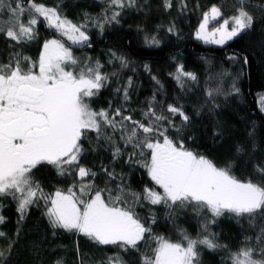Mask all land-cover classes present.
Returning a JSON list of instances; mask_svg holds the SVG:
<instances>
[{
	"label": "snow or ice",
	"instance_id": "snow-or-ice-1",
	"mask_svg": "<svg viewBox=\"0 0 264 264\" xmlns=\"http://www.w3.org/2000/svg\"><path fill=\"white\" fill-rule=\"evenodd\" d=\"M105 2L104 13L96 19V26L101 29L105 24L118 23L120 10L136 6L137 0ZM181 4L186 7L183 0ZM233 6L235 13L211 30L210 22L223 16L222 9L213 5L204 12L196 38L206 44L224 46L250 32L256 23L254 15L246 10L252 6L250 0H235ZM164 7L171 8L172 0H164ZM257 7L264 10V5ZM109 11L111 15H108ZM0 13L7 14L8 19L7 24L0 26V34L18 44L37 39L35 26L40 22L39 17L73 44L85 45L89 41V36L82 30L85 24L73 23L62 15L58 7H47L36 0H0ZM25 15L26 21L22 20ZM145 39L152 45L159 44L155 36ZM117 59L123 67L127 66L124 57ZM228 59L237 57L233 54ZM243 59L248 63L247 57ZM69 66H75V70H69ZM102 67L98 61L95 66L80 64L72 51L57 38L44 41L36 60L15 52L8 62H0V197L11 196L17 201L21 220L30 205L43 200L47 208L45 214L53 228L74 231L97 244L116 246L124 253L140 252L147 245L148 252L141 253V264H199L198 245L209 249L221 247L212 235L191 239L184 234L186 245L155 235L151 226H146L134 210L142 201L170 209L191 205L207 210L213 218L231 213L236 217H247L250 221L264 220V167L254 165L258 178L242 180L233 173L230 162L224 167L218 166L205 155L185 148L182 139L177 142L171 138L169 128L177 133L182 131L172 117H179L184 126L191 122L182 107L169 104V115H165L157 113L150 102L142 113L143 120L124 115L120 108L113 112L93 109L91 99L107 87L109 78L101 71ZM145 69L148 70L147 65ZM184 78L197 79L194 73L184 71L180 65L175 79L181 87L184 86ZM131 85L129 78L128 86ZM217 91L209 90V99ZM232 91L239 92L235 84ZM123 95L125 100L129 99L127 87L123 89ZM261 109L264 110V97H261ZM108 129H111V134ZM89 132L96 134L97 141L102 140L112 146L114 159L124 155L115 138L119 133L124 147L133 149L129 162L134 157H142V161L135 162L147 170L150 180L162 192L148 186L142 193L128 192L117 185V191L113 193L109 188L96 189L92 184H81L79 194L72 187L66 191L57 189L54 193H45L34 179L33 170L41 165L53 166L61 176L75 170L81 180L96 175L80 165L84 152L82 141L88 138ZM236 152L242 153L244 148L237 146ZM105 172L110 178H115L114 173L107 169ZM4 219L0 215V224ZM152 223H155V217ZM0 238H6L2 231ZM257 240L264 242V228ZM13 243L8 241V252ZM5 255V250L0 249V258H5ZM230 260L231 264H264V247L257 249L245 245L232 253ZM55 264L63 262L57 260ZM107 264H126V261L117 254L108 257Z\"/></svg>",
	"mask_w": 264,
	"mask_h": 264
},
{
	"label": "trees",
	"instance_id": "trees-1",
	"mask_svg": "<svg viewBox=\"0 0 264 264\" xmlns=\"http://www.w3.org/2000/svg\"><path fill=\"white\" fill-rule=\"evenodd\" d=\"M36 2L58 7L73 23L86 25L82 30L89 36L87 44L93 48L81 49L84 45H77L72 54L80 64L95 66L98 61L103 66L101 71L109 77L107 87L91 99L93 109L113 112L120 108L124 115L143 120L142 113L150 102L157 113L165 115H169V104L182 107L191 122L184 126L179 117H172L182 131L177 133L169 128L171 138L177 142L182 139L185 148L205 155L218 166L224 167L230 162L233 173L242 180L258 178L254 165L264 167V110L261 109V97H264V10L257 5H264V0H250L252 6L246 9L254 15V28L224 46L206 44L196 38V32L204 12L213 5L221 7L223 16L215 22L219 26L223 19L235 13V0H183L186 7H182L181 0H172V7L167 9L164 0H137L136 6L120 10L118 23L105 24L103 29L96 26V19L107 7L105 0ZM108 15H111L110 11ZM38 19L40 22L35 26L37 39L27 44H18L0 34V62H8L15 52L38 59L44 41L53 38L54 33L71 43L67 37L49 28L42 17ZM22 20L26 21L27 15ZM7 22V14L0 13V26ZM169 28L173 30L169 31ZM153 36L159 40L158 45L146 42V37ZM233 54L237 59L229 60ZM117 57H124L127 66L123 67ZM244 57L248 63H244ZM180 65L184 71L197 77L195 81L184 78L183 87L175 79ZM69 70H75V66H69ZM129 78L132 80L130 87ZM233 84L239 92L232 91ZM126 87L128 100L123 95ZM117 88L121 91L117 92ZM211 89L219 91L209 99L207 92ZM108 132L111 134V129ZM115 138L124 151V155L116 159L112 146L97 141L94 132H89L88 138L82 141L84 152L80 165L94 172V177L81 180L75 170L61 176L53 166L41 165L33 170L34 179L49 194L57 189L66 191L69 187L79 194L81 184H92L96 189L109 188L113 193L117 191V185L128 192L142 193L145 186L162 192L150 180L147 170L135 162L143 158L134 157L129 162L133 149L124 147L119 133ZM237 146H242L244 152L237 153ZM105 169L114 173L115 178H110ZM17 207V201L11 196L0 197V215L5 218L0 231L6 234V238H0V249L6 253L5 258H0V264H55L57 260H62L63 264H107L108 257L117 254L126 264H141V253L148 252L145 245L140 252L124 253L116 246L97 244L74 231L53 228L45 214L47 208L43 200L30 205L22 220ZM134 210L146 226H151L155 235L172 242L186 245L184 234L191 239L214 236L221 247L209 249L198 245L199 264H231L232 253L241 247H264V242L257 240L264 228V220L250 221L231 213L213 218L207 210L191 205L170 209L147 201L137 204ZM153 217L155 223H152ZM213 219L214 223L211 222ZM9 240L14 241L10 252L7 251ZM79 244H83L84 249L79 250Z\"/></svg>",
	"mask_w": 264,
	"mask_h": 264
},
{
	"label": "flooded vegetation",
	"instance_id": "flooded-vegetation-1",
	"mask_svg": "<svg viewBox=\"0 0 264 264\" xmlns=\"http://www.w3.org/2000/svg\"><path fill=\"white\" fill-rule=\"evenodd\" d=\"M53 38H57V39H60L61 41H63V43H64L65 45H67L72 51L77 49V45H73V44H71V43H69V42H67V41H65V40H62V39L58 36L57 33H54ZM51 39H52V38H51ZM89 45H90V44H85L84 46H81L80 48H81V49H85V48L92 49L93 47H92L91 45H90V46H89Z\"/></svg>",
	"mask_w": 264,
	"mask_h": 264
},
{
	"label": "rangeland",
	"instance_id": "rangeland-1",
	"mask_svg": "<svg viewBox=\"0 0 264 264\" xmlns=\"http://www.w3.org/2000/svg\"><path fill=\"white\" fill-rule=\"evenodd\" d=\"M215 22L216 21H213V22H210V24H209V30H211V28L212 27H218V25L217 24H215ZM59 36V35H58ZM60 37V36H59ZM61 38V37H60ZM62 39V38H61ZM63 40V39H62ZM63 42V41H62ZM71 42V41H70ZM72 43V42H71ZM73 44V43H72ZM75 45H78V44H75ZM66 47H68L67 45H65ZM69 48V47H68ZM70 49V48H69ZM71 50V49H70ZM72 51V50H71ZM78 249L79 250H82V249H84V246H83V244H79L78 245Z\"/></svg>",
	"mask_w": 264,
	"mask_h": 264
}]
</instances>
